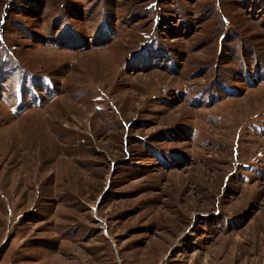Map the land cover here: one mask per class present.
<instances>
[{
  "label": "rangeland",
  "instance_id": "rangeland-1",
  "mask_svg": "<svg viewBox=\"0 0 264 264\" xmlns=\"http://www.w3.org/2000/svg\"><path fill=\"white\" fill-rule=\"evenodd\" d=\"M0 264H264V0H0Z\"/></svg>",
  "mask_w": 264,
  "mask_h": 264
}]
</instances>
